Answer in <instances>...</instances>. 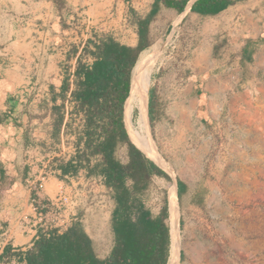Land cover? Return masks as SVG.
<instances>
[{
	"label": "crops",
	"instance_id": "obj_1",
	"mask_svg": "<svg viewBox=\"0 0 264 264\" xmlns=\"http://www.w3.org/2000/svg\"><path fill=\"white\" fill-rule=\"evenodd\" d=\"M65 1L59 8L54 0H0V264H18L43 227L61 228L80 218L89 233L82 208L106 192L85 169L62 173L56 165L75 151L76 138L64 127L71 120L77 56L69 50L93 34L134 46L136 27L126 0H110L111 12L102 0ZM181 14L177 20L183 18L194 43L185 61L172 57L157 68L147 117L185 185L177 195L174 181L169 192V225L177 197L189 243L214 257L221 244L234 249L240 243L247 250L249 230L264 236V0L237 1L215 15L189 9ZM58 104L64 118L53 135L52 107ZM45 164L53 174L37 198L62 193L68 202L39 216L30 183Z\"/></svg>",
	"mask_w": 264,
	"mask_h": 264
},
{
	"label": "trees",
	"instance_id": "obj_2",
	"mask_svg": "<svg viewBox=\"0 0 264 264\" xmlns=\"http://www.w3.org/2000/svg\"><path fill=\"white\" fill-rule=\"evenodd\" d=\"M54 1L59 8L66 4L65 0ZM237 1L241 0H194L189 12L215 15ZM188 3L189 0H152L144 13L129 8V22L137 32L134 46L121 43L110 34H93L79 46H71L69 54H77L71 91L75 104L72 112H81L83 121L74 131V153L66 162L56 165L62 173H74L83 168L88 176L103 178L113 201L112 242L106 254H99L96 241L80 218H76L61 228L47 232L40 229L37 238L20 253L18 264L167 263L171 244L167 190H164L163 205L158 213H153L145 200L154 177L167 181L171 178L131 141L124 124L129 113L132 70L139 54L152 43L151 23L161 9H173L179 14ZM88 56L91 62L86 61ZM63 69L67 72L66 63ZM67 85L65 77L62 91ZM52 114L54 135L64 118L59 104L52 107ZM64 127L69 130L71 124L66 122ZM122 149L126 158L120 153ZM3 182L4 175L0 172V187ZM175 182L177 195H180L185 185L179 178Z\"/></svg>",
	"mask_w": 264,
	"mask_h": 264
},
{
	"label": "rangeland",
	"instance_id": "obj_3",
	"mask_svg": "<svg viewBox=\"0 0 264 264\" xmlns=\"http://www.w3.org/2000/svg\"><path fill=\"white\" fill-rule=\"evenodd\" d=\"M84 2H89L90 0H82ZM97 3L100 0H96ZM106 8L109 12H111L114 8V2L110 0H102ZM152 0H126V5L128 8H133L135 11L139 13H144L148 10L149 4ZM191 1V0H189ZM187 8V7H186ZM181 13H174L169 10H163L151 23L150 28V38L152 39L151 45L145 49L147 51H152L155 49V53L150 59V64L152 71L151 79L155 74L158 67L162 66L172 57H177L182 61H185V58L188 57L190 48L192 47L194 40L192 36L188 35L187 32L183 30L184 23L183 18L180 20L178 16ZM144 51V50H143ZM140 55V54H139ZM139 57V56H138ZM159 58V61L157 62ZM138 59V58H137ZM137 61V60H136ZM157 63V64H156ZM156 64V66H155ZM135 66V65H134ZM134 68V67H133ZM133 72V70H132ZM132 76V74H131ZM151 82V81H150ZM150 87V83L149 86ZM146 118H147V93H146ZM125 127L130 136V127L133 125L134 127L141 126V117L140 111L137 107H133L130 104V95H129V113L127 119H125ZM77 122L76 119L71 120L69 122L71 125ZM149 123V124H148ZM148 131L151 137V140L154 144L156 156L161 159V162L155 161L160 165L166 172L169 174L171 180L167 181L161 177H154L149 197L145 200L146 205L150 208L153 213L159 212L161 206L163 205V197L164 190H167V204H168V196L169 192L174 184L175 179L178 177V171L175 168V164L171 162L170 156H166L162 153V150L155 141L151 128L150 122L147 119ZM131 138V137H130ZM132 140V139H131ZM123 158H126L125 151L122 149L120 151ZM96 180L101 181L103 183L102 177H95ZM4 185V182L1 186ZM106 192H104V196L98 199V197L93 200V203L85 204L82 208L83 220L85 224L88 225V231L91 237L96 241L98 252L101 255L107 253L111 242H112V233L110 229V211L113 207V201L110 199L108 195V188L106 187ZM103 194V192L101 193ZM177 199V197H176ZM177 206V221L172 227L176 229V237L178 239V260L177 264H187L190 260H206V259H219V260H233L238 264H264V243H259L258 239H264V236H257L254 233V230H249L247 233L248 240V248L247 250L242 249V244H238L234 249L224 248L223 244H221L217 249L216 256L213 257L211 251H200L201 249L198 246H194L190 244V238L187 237V228L185 226V217L184 212L179 206L178 200L175 202ZM169 209V205H168ZM81 213V214H82ZM169 213V212H168ZM169 217V216H168ZM171 218V217H170ZM172 220V219H171ZM180 220L182 224H180ZM173 221V220H172ZM169 223V220H168ZM179 224V225H178ZM179 226V230H178ZM173 229V228H172Z\"/></svg>",
	"mask_w": 264,
	"mask_h": 264
},
{
	"label": "bare ground",
	"instance_id": "obj_4",
	"mask_svg": "<svg viewBox=\"0 0 264 264\" xmlns=\"http://www.w3.org/2000/svg\"><path fill=\"white\" fill-rule=\"evenodd\" d=\"M192 1L193 0L189 1L187 8H186V11L188 10V6L190 5V3ZM181 15H183V14H181ZM154 53H155L154 48L152 51H147V50L142 51L140 53L136 63H135L134 68H133V72H132V76H131V86H130V92H129L130 104H131V106L137 107L139 109L140 117H141V120H140L141 126L134 127L133 125H131L129 137H131L130 138V139H132L131 141L144 154L146 153L148 156L152 157L155 161L161 162V159L158 156H156L157 154L155 151V147H154V144H153L151 137H150L151 133L149 134V131H148V124H149V123L147 124L148 117L146 118V93H147V89L149 86V79L151 76L150 72L152 71V69H150L151 68L150 67L151 66L150 59L152 58ZM123 116H124V111H123ZM123 121H124V118H123ZM149 130H150V127H149ZM175 193H176V187H175ZM176 201H177V199H176ZM168 205H169V200H168ZM177 206H178V204H177ZM177 206H176L175 201L173 200V202L170 205V217L173 220L172 222L174 223L175 227H177L175 225V223L177 221ZM168 212H169V209H168ZM169 224H170V222H169ZM175 227H171V225H170V228H173V229H172V231L170 229L171 246H170V254H169L167 264H177V260H178L179 246H178V239L176 237V229L177 228H175ZM178 230H179V226H178Z\"/></svg>",
	"mask_w": 264,
	"mask_h": 264
},
{
	"label": "built area",
	"instance_id": "obj_5",
	"mask_svg": "<svg viewBox=\"0 0 264 264\" xmlns=\"http://www.w3.org/2000/svg\"><path fill=\"white\" fill-rule=\"evenodd\" d=\"M69 101L73 104L72 108H70V111L68 112L69 118L71 120L76 119L77 122H74L71 125V129H69L68 131L72 136L75 137L74 131L82 123L83 115L81 112H77V113L72 112L75 104H74V101L72 100L71 96L69 98ZM71 120L68 122H71ZM74 150H75V145H74ZM51 174H53L52 167L49 164H45L42 167V170L36 175L35 180L30 183V188L34 193V197L32 198V202L34 204L35 211L37 212V214L39 216L42 215V212L44 210L45 211L46 210H55V209L61 207L62 204L68 202V198L62 193L58 194L54 199H39V198H37V196H36L37 192L42 188L43 183L46 181L47 177L50 176ZM52 228H56V227L47 226L45 228L44 227L41 228V230H43L44 232H47L48 230H50Z\"/></svg>",
	"mask_w": 264,
	"mask_h": 264
},
{
	"label": "water",
	"instance_id": "obj_6",
	"mask_svg": "<svg viewBox=\"0 0 264 264\" xmlns=\"http://www.w3.org/2000/svg\"><path fill=\"white\" fill-rule=\"evenodd\" d=\"M194 1V0H193ZM192 1V2H193ZM191 2V3H192ZM191 3H190V5H191ZM188 5V4H187ZM190 5L188 6V9H189V7H190ZM187 7V6H186ZM150 81H151V76H150V79H149V83H150ZM148 89H149V87H148ZM148 89H147V94H148ZM130 92V91H129ZM125 103V102H124ZM125 129H126V127H125ZM127 131V130H126ZM127 134H128V132H127ZM128 136H129V134H128ZM130 138V137H129ZM152 160V159H151ZM155 162V161H154ZM156 163V162H155ZM157 164V163H156ZM158 165V164H157ZM159 166V165H158ZM162 168V167H161ZM163 169V168H162ZM170 239H171V237H170ZM170 246H171V244H170ZM169 254H170V251H169ZM169 258V257H168ZM168 261V260H167ZM167 264V263H166Z\"/></svg>",
	"mask_w": 264,
	"mask_h": 264
}]
</instances>
